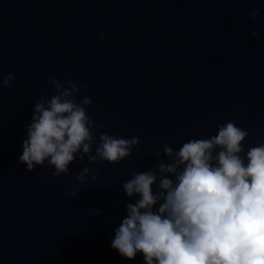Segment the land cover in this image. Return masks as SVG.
Here are the masks:
<instances>
[{
	"label": "water",
	"instance_id": "95a60500",
	"mask_svg": "<svg viewBox=\"0 0 264 264\" xmlns=\"http://www.w3.org/2000/svg\"><path fill=\"white\" fill-rule=\"evenodd\" d=\"M0 69L15 77L0 89V264H144L111 248L138 199L121 188L132 170L228 121L248 132L245 153L264 143V0H0ZM49 76L83 86L97 143L138 137L132 155L77 159L58 178L47 163L26 171L22 142L34 103L54 93Z\"/></svg>",
	"mask_w": 264,
	"mask_h": 264
},
{
	"label": "clouds",
	"instance_id": "9594fccd",
	"mask_svg": "<svg viewBox=\"0 0 264 264\" xmlns=\"http://www.w3.org/2000/svg\"><path fill=\"white\" fill-rule=\"evenodd\" d=\"M258 13L254 10L251 19ZM14 78L0 69V89L11 88ZM49 84L54 93L49 97L45 92L34 103L22 142L18 163L26 171L47 163L58 178L77 159L115 164L132 155L138 137L101 133L97 143L96 125L87 114L92 101L84 96L77 102L82 85L54 76ZM247 136L228 121L217 126L215 135L189 139L178 150L164 144L168 162L157 151L159 163L153 169H133L121 188L138 199L125 206L111 248L129 260L142 254L144 264H264V143L245 153ZM89 171L84 167L73 174L83 183Z\"/></svg>",
	"mask_w": 264,
	"mask_h": 264
}]
</instances>
